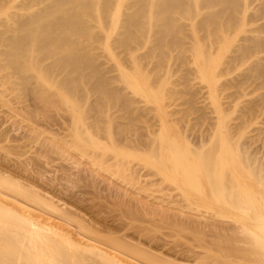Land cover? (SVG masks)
Masks as SVG:
<instances>
[{
    "label": "rangeland",
    "instance_id": "1",
    "mask_svg": "<svg viewBox=\"0 0 264 264\" xmlns=\"http://www.w3.org/2000/svg\"><path fill=\"white\" fill-rule=\"evenodd\" d=\"M24 1L0 0V30L25 12ZM247 5L245 24L232 25L228 33L213 24L201 26L209 10L200 7L177 20L179 42H163L162 49H154L153 33L120 44L123 27H110L108 20L86 44L93 69L83 74L93 70L95 77L83 81L74 80L76 72H58L45 81L32 70L23 83L21 74L4 65L0 44V203L16 212L21 204L29 206L33 212L20 213L30 224L57 231L54 237L65 236L96 261L105 254L119 264H218L226 245L221 254L231 253L221 256L220 264H264L253 252L235 251L243 244L229 246L238 214L212 205L219 202L203 194L202 172V178L189 176L192 151L201 154L220 133L235 145L231 148L241 145L264 161V0ZM200 53L210 57L209 66ZM207 204L230 218L213 212L211 217ZM216 245L220 250L212 249ZM96 251L99 255H92ZM209 251L219 257L203 261Z\"/></svg>",
    "mask_w": 264,
    "mask_h": 264
},
{
    "label": "bare ground",
    "instance_id": "2",
    "mask_svg": "<svg viewBox=\"0 0 264 264\" xmlns=\"http://www.w3.org/2000/svg\"><path fill=\"white\" fill-rule=\"evenodd\" d=\"M247 1L249 0H130L129 5H127L128 6L127 9L129 10L126 9L127 12L126 11L124 12L123 4L125 0H25L22 3V9L25 12H23V14L20 13L21 15L14 14V18L10 26L4 28V30H0V44L4 45L5 47L3 51L4 65L11 66L13 71L15 70L19 74H21V76L23 77V83L29 81V79L31 78L30 71L32 70L37 71L39 77L45 81L51 79V76L53 74L57 75L58 72L59 73L63 72L65 74L67 73L74 74L76 72L77 75L74 74L75 75L74 80L83 81L88 75L95 77V73L93 70H91L92 72L90 71L88 75L83 74L85 68L88 67L92 68L91 65L92 55L90 54L92 52L91 51L90 53L88 52L89 49L85 48L87 47L86 44L89 43L88 42L89 39L92 40L94 38L97 29L102 30L105 28L106 25L105 22H107L108 20L111 23L110 27L119 28L118 25L121 26V28L123 27V32L121 31L122 34L120 33L121 34L120 36H122L120 38V44L124 43L127 45L129 42H131V39L134 38L133 35H135L134 40H137L136 37L139 36L145 37L146 34L153 33L157 40L156 44L158 42L157 46L156 44H154V46H156L154 49H157L159 45L160 48L162 49L163 42H165L164 44L166 45L167 42L169 45H171V43H173L174 45L176 44V41H178L177 39L178 37L176 38V35H178L177 28L179 30H182V28L180 24L177 23V20L181 17L189 18L193 13H197L198 11H200L202 9V8L200 9V7H204L209 10L208 14L206 13L205 20L204 21L202 20L203 24L200 22L201 26L204 25V23L205 25L213 24V26L215 25L214 27L217 26L219 27L218 29L224 31L223 33H225V30L226 31L229 30L228 28L229 27L231 28L232 25H236L237 27L242 26V22L244 21V19L242 20L243 18L242 16L246 12L248 6ZM34 7H37V9H35ZM249 19L250 21L252 20L251 18ZM244 22L243 24H245ZM203 28L206 27L204 26ZM137 34L139 36H137ZM245 39H247V37ZM259 43H257L256 41L254 44L255 46H258ZM247 48L249 49L250 47H245L246 50ZM52 57H54L53 61L43 66L42 64L43 60ZM199 57L202 58L205 66H209L212 63L209 56L200 53ZM243 58H245V56ZM237 59L239 58L237 57ZM60 85L62 88L64 87V83H60ZM220 134H218V136H216L214 140L210 141L208 145L206 146L203 145L205 150L203 149L201 154L199 153L200 155L198 154V152L196 153L195 151L194 152L192 151L194 156L192 154L190 155L191 156L190 161H193L195 163L193 165L192 162L187 161L189 163L188 164L189 168H190V164L193 165V166L191 165L192 168L190 170H192V172H190L189 176L192 175L195 177L196 175H199L200 177L201 175L202 177L205 176L204 178L207 179L206 180L207 187L203 188L204 186L203 185L202 192L206 190L207 193L204 192L203 194L204 195L207 194L208 199L212 200V202L213 201L219 202V203L213 202L214 204L212 205L215 204H216L215 206L218 205L219 209L220 207L222 209L231 207L232 211L235 209L236 214H238L234 216L231 215L234 218H236V220L235 219L234 220L235 222H237L234 223V225L237 224L236 225L237 227H234L235 233L229 234L228 233L230 231L229 228L228 227L226 229L223 228L224 234L228 233L229 235V238L227 240V241L230 240L229 246L231 248L233 247L232 245L234 244L231 243L232 241L234 243L236 242L235 244H238L237 246L235 245L236 247H238L240 244H243L241 245V247H238L239 249L234 247L235 249H237L235 251L241 253L243 249H245L243 252L247 251L249 252L248 254L253 252L255 253L256 255L255 257L257 258V260L259 258V260L262 259L261 261L263 262L264 213L262 212L264 210V161L263 159L258 158L255 155V153L251 152L246 147H240L241 145H239V148L238 147L231 148L230 146L232 145L233 147L234 144L230 142L227 137L222 136ZM218 138H221L222 142L220 143L217 142L216 139ZM217 145H221V147ZM199 172H202L203 174L201 173L200 175ZM190 179H194V177H191ZM198 179L199 178H197V181L199 182ZM5 181H7V179ZM197 181H194L195 183L193 182V184H195L193 186H196L198 184ZM1 182L3 181H0V183ZM199 183L201 184V182ZM11 185L12 184H10V187ZM19 185L17 186L19 192L22 191V193H26L24 189L22 190V188H19ZM24 187L26 188V186ZM29 193L32 194L30 191ZM34 197L36 198L35 199L33 198L32 200H35V203L42 204L41 202L42 200L38 199L39 196L34 195ZM1 200H3L2 197H0V201ZM208 207L209 208L207 207L206 208L210 211L209 214L211 217H212L211 212L215 214V216L213 215V217H216V215L218 217L225 214L224 212H221L222 209L218 210L217 208L215 210H212L211 205H208ZM19 209L23 213L33 212L32 211L33 209L31 210L29 206L28 207L25 205L23 206L22 204L21 206H19ZM228 210L229 212L227 210H225V212L227 211V213L229 214H235V212L230 213L231 211L230 208H228ZM237 210H239L241 213L238 212ZM20 212H16L10 207L0 203V264H119L115 262V260H111V258L109 259V257H106L105 254H103L104 255L103 256L101 253L100 255L103 256V258H101L100 256L102 260L99 258V260L101 261H96L97 259H94L95 256L93 258L94 260L91 259L92 257H89V254L87 257V255H84L85 252L80 253L81 251L79 252L78 251L79 249L76 250L77 247H75L74 249L72 243L67 242L68 239L65 236L61 235L59 238H57L59 236L56 233L57 231L53 233L52 231L45 229L46 227L39 228L37 227V225L30 224ZM224 216H226V214ZM227 217L230 218V216H226L225 219ZM220 218H223V216ZM229 220L233 221L232 219ZM213 228L215 229V227ZM231 228H233V226H230V229ZM234 228L233 230L231 229L233 232H234ZM227 229L229 230L228 232ZM53 234L55 236L57 235V237H54ZM222 235L220 237L218 236L219 239L222 237ZM211 236H213V234ZM222 240L223 242L224 241L226 242V240L224 239ZM202 245L204 247V244ZM217 245L214 248L212 246L210 247H212V249H215L219 246ZM226 247L227 246L225 245V247L222 248L221 250L223 249L226 250ZM240 249L242 250L240 251ZM215 250H220V249H215ZM221 250H220V255L218 253L220 257L219 256L218 257L220 262L222 263L221 256L227 255L228 253H231V251L230 252L229 250L222 251L223 253L222 255ZM210 251L208 252L209 253L208 255L206 254L207 257L204 254L205 258L203 261L208 262L214 260L213 258L215 257L218 258L216 255L215 257H213V255L216 253L210 255L211 253ZM96 252H93L94 254L92 255H96L99 253ZM226 252L228 253L226 254ZM233 253L234 251H232V254ZM112 255L113 257L116 256L114 255V253H112L109 256ZM151 257L149 256V258ZM225 257L227 259V256ZM231 257L229 258V260L233 258L235 259L236 256L235 257L233 256L232 258ZM252 257L255 258L254 256ZM206 258L207 259L209 258L210 260L209 259L207 260ZM241 258L244 259L243 257ZM118 259L120 260L123 258L119 257ZM226 259L224 260L223 258L225 262ZM245 259L247 260V258ZM123 260L125 261L127 259H123ZM154 260L155 261L157 260L156 257ZM219 260H217L218 264H220ZM235 261L239 262L241 261V259L239 261L235 259ZM125 262L127 263L128 261ZM198 262L199 261H197L196 264H198Z\"/></svg>",
    "mask_w": 264,
    "mask_h": 264
}]
</instances>
